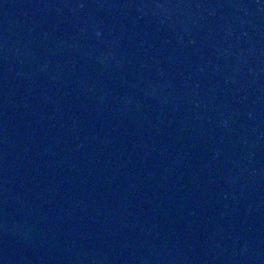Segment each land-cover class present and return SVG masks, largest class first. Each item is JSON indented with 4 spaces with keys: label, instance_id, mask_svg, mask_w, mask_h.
Instances as JSON below:
<instances>
[{
    "label": "water",
    "instance_id": "water-1",
    "mask_svg": "<svg viewBox=\"0 0 264 264\" xmlns=\"http://www.w3.org/2000/svg\"><path fill=\"white\" fill-rule=\"evenodd\" d=\"M200 0H0V264H121Z\"/></svg>",
    "mask_w": 264,
    "mask_h": 264
}]
</instances>
